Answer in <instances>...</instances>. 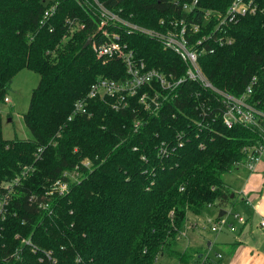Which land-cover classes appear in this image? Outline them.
<instances>
[{
	"label": "trees",
	"instance_id": "1",
	"mask_svg": "<svg viewBox=\"0 0 264 264\" xmlns=\"http://www.w3.org/2000/svg\"><path fill=\"white\" fill-rule=\"evenodd\" d=\"M101 1L144 27L159 28L160 18L185 14L175 0ZM230 1L198 0V7L225 10ZM256 2L264 8V0ZM43 7V0H0V100L17 71L39 75L22 116L31 137L4 138L0 115V183L25 165L34 167L8 198L0 264H155L161 256L190 262L200 250H176L182 224L188 213L226 204L231 191L223 175L237 168L253 132L223 125L215 93L193 80L180 83L156 113L136 100L115 111L109 101L91 99V115L68 120L73 101L97 77L123 78L126 70L120 60L102 63L89 45L83 48L96 28L85 2L59 0L49 22L53 31L38 24ZM66 16L86 22L85 29L68 35ZM231 33L234 42L199 58L204 75L233 94L252 74L264 87V10L241 16ZM121 38L148 66L176 76L186 69L177 53L146 34L121 31ZM83 159L92 162L89 168ZM76 165L81 178L65 194L44 193ZM44 200L51 212L37 206Z\"/></svg>",
	"mask_w": 264,
	"mask_h": 264
},
{
	"label": "built area",
	"instance_id": "2",
	"mask_svg": "<svg viewBox=\"0 0 264 264\" xmlns=\"http://www.w3.org/2000/svg\"><path fill=\"white\" fill-rule=\"evenodd\" d=\"M88 5L91 17L95 23V30L89 36L94 55L107 63L112 60H120L126 70L123 78L97 77L89 86L87 93L75 99L68 120L77 115H91L88 110V102L91 99L109 101L115 111L132 105L136 100L145 112L156 113L162 104L176 96L175 90L185 80L196 81L203 87L211 89L220 103L221 121L226 127L241 124L253 132L250 143L242 148V158L235 163L238 168L254 171L256 165L264 161V87L257 74L247 80L242 91L238 94L229 93L215 87L204 75L200 68L199 58L208 53H214L217 47L234 42L231 27L241 16L255 14L258 10H264L256 0H231L225 10H217L206 7H198V0H175L185 13L171 18H160L159 28L142 26L121 17L117 11L104 6L101 0H76ZM44 7L38 24L47 25L49 31L54 27L49 24L54 17L59 0H43ZM65 24L68 26V35L74 31L85 29L86 22L80 21L76 16H66ZM121 31L128 34L137 32L146 34L149 38L160 43L164 50L177 53L185 66V71L180 75L172 72L161 71L147 62L138 59L128 43L121 38ZM8 101V97H4ZM140 120L133 122L137 128ZM180 144V143H179ZM181 145V144H180ZM136 148V147H134ZM43 148L39 147L34 153V160L40 157ZM165 148H161L164 153ZM85 168H89L92 162L87 159L80 161ZM33 166L25 165L13 178L3 180L0 183V221L4 219L8 198L14 192V187L21 182ZM78 165L74 170H63L59 177L52 181L45 190L48 196L63 195L74 182L79 181L81 173ZM33 195L29 196L30 200ZM211 205V204H208ZM37 206L43 209L53 210L47 200L39 201ZM231 217L239 222H244L242 215L231 213ZM211 221L210 230L222 231L224 228L233 229V223L229 219L220 216ZM1 226V225H0ZM259 227L264 230V217L259 222ZM30 245V240L23 239ZM38 247L32 244V250ZM45 254L50 255L48 252ZM210 260L208 251L199 254L186 264H217L220 254Z\"/></svg>",
	"mask_w": 264,
	"mask_h": 264
},
{
	"label": "crops",
	"instance_id": "3",
	"mask_svg": "<svg viewBox=\"0 0 264 264\" xmlns=\"http://www.w3.org/2000/svg\"><path fill=\"white\" fill-rule=\"evenodd\" d=\"M241 168L240 172L243 171L242 174H245V176L238 190L230 184L224 183V186L227 185L234 192L231 191L226 204L219 206L216 203H211L204 209L209 211L214 209L215 218L220 216L231 217V213L235 212L240 216L242 215L244 222L236 220L235 231H230L233 229L226 227L225 234L221 237L217 236L212 241H207L205 245L191 246L188 241L186 243L181 242L180 235L177 240L176 250L182 252L184 248H191L202 252L205 248L209 251L215 245V250L220 252L217 264H264V230L259 227V222L264 217V161L256 165L254 171L246 170L244 167ZM235 192L238 195L240 194L238 199L235 196ZM227 207H230V212H226ZM236 207L239 210L234 211ZM220 210H224V213L218 216ZM186 219V222H188V217ZM228 232L232 234L228 235ZM220 247L225 248V251L220 249ZM165 257H171L175 264H178L177 259L172 256H161L159 259ZM172 263L169 259V264Z\"/></svg>",
	"mask_w": 264,
	"mask_h": 264
},
{
	"label": "rangeland",
	"instance_id": "4",
	"mask_svg": "<svg viewBox=\"0 0 264 264\" xmlns=\"http://www.w3.org/2000/svg\"><path fill=\"white\" fill-rule=\"evenodd\" d=\"M38 79L39 75L27 68L17 71L13 76L9 85V89L6 93L8 101L0 100V115L2 119V134L4 138L12 139L14 137H18L24 139L27 137H31V133H29L28 128H26L22 116L27 110L30 93L33 87L36 86ZM241 170L242 168L240 166V168L238 169L233 168L229 172H225V174L223 175L224 183L230 184L233 188H236L238 190L245 176V174H242L243 171L240 172ZM225 187L233 192L232 188L228 187L227 185ZM239 195L235 192V196L237 197V199ZM236 210L239 209L236 207L234 208V211ZM228 211L230 212V207L226 208V212ZM187 217L188 222H186V220L182 224L180 230L181 242L183 241L186 243L188 241V244L191 246L205 245L207 241H212L217 236L221 237L226 233V228L218 232L210 230V219L211 221H214L213 219H215L216 217L214 209H211L210 211L208 209H204L203 211H201V213L196 214V216L188 213ZM227 218H229L233 223V230L230 231H235L237 221L230 216H228ZM230 234L232 233H229L228 235ZM215 249L216 246L213 245V248L209 251L205 248V250H203L199 254L208 251L209 258L210 260H212V258L217 257L216 254L218 251H216ZM220 249L225 251V248L220 247ZM218 253L220 254V252ZM169 259L173 262L172 264H175L174 260H172L171 257L158 259L155 264H169Z\"/></svg>",
	"mask_w": 264,
	"mask_h": 264
},
{
	"label": "water",
	"instance_id": "5",
	"mask_svg": "<svg viewBox=\"0 0 264 264\" xmlns=\"http://www.w3.org/2000/svg\"><path fill=\"white\" fill-rule=\"evenodd\" d=\"M90 43H91V41H90V37H87V38L85 39V44H84L83 48H85L86 46H88ZM222 211H223V212H222ZM222 213H224V210H220L219 213H218V216H220Z\"/></svg>",
	"mask_w": 264,
	"mask_h": 264
}]
</instances>
